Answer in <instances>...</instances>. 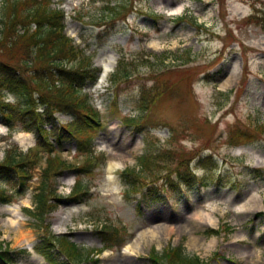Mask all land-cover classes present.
I'll list each match as a JSON object with an SVG mask.
<instances>
[{
	"label": "rangeland",
	"instance_id": "obj_1",
	"mask_svg": "<svg viewBox=\"0 0 264 264\" xmlns=\"http://www.w3.org/2000/svg\"><path fill=\"white\" fill-rule=\"evenodd\" d=\"M181 3L184 9L178 11ZM58 6L64 11L65 33L92 55L100 71V56L112 51L117 61L124 57L131 73L127 82L121 79L112 86L111 71L98 83L101 87L85 88L102 121L93 142L98 165L81 175L90 192L80 203L66 198L74 175L59 179L64 198L48 220L51 231L66 233L84 251L91 250L97 264H153L152 249L160 254L175 246L207 264H264V138L251 136L236 147L225 143L227 123H264V0H65ZM110 6L121 10L115 19L107 12ZM189 50L182 61L169 58L160 64L153 57L164 51L185 55ZM146 58L153 64L145 66ZM233 66L237 80L221 88ZM155 78L167 90L140 110L141 89L157 91ZM56 117L61 124L70 121L68 115ZM20 132L29 133L33 141V132ZM16 133L9 134L0 122V159L3 149L16 142ZM171 133L176 134L175 145L169 142ZM146 141L160 149L180 148V156L193 159L191 181L150 204L140 195L125 199L121 176L125 168L139 169L136 159ZM75 144L76 140L66 141L62 156L81 164L84 158L75 153ZM38 174L39 170L32 186L12 203L21 218L0 205V240L11 248L27 249L14 264H49L33 248L39 231L24 209L33 208ZM255 189L262 197L261 207L238 209ZM209 202L216 207H209ZM201 209L213 214V222L200 223L193 213ZM9 219L15 226H9ZM104 225L123 228L125 244L94 252L102 246L97 231ZM156 225L173 230L137 238L139 231ZM191 236L199 244H191ZM135 240L134 250H125Z\"/></svg>",
	"mask_w": 264,
	"mask_h": 264
},
{
	"label": "trees",
	"instance_id": "obj_2",
	"mask_svg": "<svg viewBox=\"0 0 264 264\" xmlns=\"http://www.w3.org/2000/svg\"><path fill=\"white\" fill-rule=\"evenodd\" d=\"M107 9L113 19L121 12L118 6ZM63 29L64 13L52 6V0H0V120L10 131L20 129L36 134L35 144L27 151L20 150L16 144L4 150L0 161V203L12 202L23 194L31 186L35 169L40 168L38 182L33 187L34 207L25 209L40 232L34 249L50 264H81L88 259V254H83L66 235L53 234L46 220L60 202L58 177L70 170L77 174L85 172L97 159L91 144L100 122L89 94L83 89L96 80L99 69L93 65L91 55ZM189 54L190 50L185 55L167 51L154 58L162 64L169 57L182 61ZM127 66L124 58L120 59L111 79L128 80L131 72ZM145 89H142V107H148L167 87L157 81V91L145 92ZM9 95L13 101L6 100ZM57 113L71 116V122L56 127ZM258 127L247 124L243 128L239 122L229 125L231 142L238 144L247 138V130L261 132L259 129L264 126ZM175 135L172 133L169 140L172 145H175L172 139ZM67 137L76 140V152L84 158L81 164L62 157L60 146ZM181 153L180 148L160 149L154 141H147L144 152L137 157L139 169L126 168L122 172L127 184L125 196L142 192L143 199L149 200L173 180L170 177H179L181 168L189 175L191 156L184 159ZM182 179L187 181L186 177ZM85 194L84 186L77 179L69 198L80 201ZM102 233L105 245L111 247L110 237H115L117 230ZM56 249L67 261L59 259L54 253ZM23 253L25 249H11L0 240V264H12ZM151 259L155 264H203L196 256L184 255L180 247L168 248L160 255L153 250Z\"/></svg>",
	"mask_w": 264,
	"mask_h": 264
},
{
	"label": "bare ground",
	"instance_id": "obj_3",
	"mask_svg": "<svg viewBox=\"0 0 264 264\" xmlns=\"http://www.w3.org/2000/svg\"><path fill=\"white\" fill-rule=\"evenodd\" d=\"M183 8H184V5L182 3L177 6L178 11L183 10ZM153 43L155 44V42H153ZM117 59H118V55L112 51H110V53H104L100 56L98 63L102 67V70L100 73L101 79L104 78L105 76H107L108 73L113 71V69L116 65ZM237 78H238V73L236 71V68L233 66L232 68H230V70L227 72L226 76L222 80V82L220 84L221 88L225 89L227 87H230L237 80ZM31 138L32 137L29 133L18 132L15 135V139L23 147L26 144L28 145L29 143H31V141H32ZM110 168H112V165L110 167H108V169H110ZM21 202L26 203L27 199L22 198ZM207 205L209 207H211L212 209L216 207V204H213L210 202ZM254 205H256V206H254ZM261 205H262V197L258 193L257 189H255L252 193H248L246 195V200L238 206V209L251 210V209H254L255 207H261ZM2 207L5 210L9 211L13 216L21 218L20 212L18 211L17 206L15 204L3 205ZM193 215L200 220V223H203L207 220H210V222H213V217H214L213 214L211 212H204V209L196 210V212H194ZM9 223H10L9 226H15L14 220L9 219ZM158 230H162L164 232V233H162L163 235H168V233L171 232L173 230V228L171 226H166V227L162 228V227L156 225L148 231H139L137 238H141L147 232L150 234V236L154 237L155 234H158ZM199 241L200 240L195 238L194 236H191L189 239V242H191V244H199ZM214 242H215V239H212L210 241V243H212V244ZM135 245H136V240L133 241L131 244L127 245L125 250H128V251L134 250V248L136 247Z\"/></svg>",
	"mask_w": 264,
	"mask_h": 264
}]
</instances>
